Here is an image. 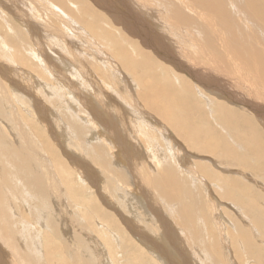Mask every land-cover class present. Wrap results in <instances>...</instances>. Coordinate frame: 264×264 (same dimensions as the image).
<instances>
[{"label": "rangeland", "instance_id": "1", "mask_svg": "<svg viewBox=\"0 0 264 264\" xmlns=\"http://www.w3.org/2000/svg\"><path fill=\"white\" fill-rule=\"evenodd\" d=\"M261 14L264 0H0V139L35 167L0 169L17 233L0 264L30 247L38 264H264V154L244 136L264 134Z\"/></svg>", "mask_w": 264, "mask_h": 264}, {"label": "bare ground", "instance_id": "2", "mask_svg": "<svg viewBox=\"0 0 264 264\" xmlns=\"http://www.w3.org/2000/svg\"><path fill=\"white\" fill-rule=\"evenodd\" d=\"M261 20H263L264 21V15L263 14H261ZM165 36V35H164ZM185 36V35H184ZM194 36V35H193ZM167 37V36H166ZM173 37V36H172ZM189 37H191V36H189ZM165 39V38H164ZM167 39V38H166ZM176 39V38H175ZM170 40V39H169ZM172 40V39H171ZM170 40V41H171ZM165 41V40H164ZM170 41H167V43L168 42H170ZM174 42H175V40H174ZM173 42V43H174ZM166 43V44H167ZM171 43V42H170ZM198 43V42H197ZM175 44H177V42H175ZM179 44V43H178ZM178 44H177V46H178ZM171 45V44H170ZM173 45V44H172ZM175 45H173V47H174ZM172 47V48H173ZM189 47V46H188ZM143 53V52H142ZM177 53V52H176ZM144 55H145V57H146V60H145V64L146 65H149L150 63H151V61H150V59H149V57H148V55L146 54V53H143ZM155 66V64H153V67ZM153 67L152 68H150V69H147V68H145V71L146 72H151L152 70H153ZM155 75H156V73H155ZM153 106H155V105H153ZM147 107H149V108H151V105L148 103V106ZM156 107V106H155ZM148 109V108H147ZM149 110V109H148ZM222 116H223V123H224V125H230V122H232V121H234L235 119H238V116H237V114H235L234 112H232V111H230V109H228V108H225V109H223L222 110ZM11 116V114H8V118ZM177 119L180 121V120H182V118H181V116H180V114H177ZM242 122H244L246 119H240ZM205 124H206V122H204ZM207 125V124H206ZM252 126H253V124H252ZM252 126H245V134H244V136H245V138L249 141V143H250V145H251V147H252V149L254 150V152L255 153H257V154H259V152H262L263 154H264V134H262V132H260L259 131V129H257V128H255L254 126L252 127ZM228 127H230V128H232L231 126H228ZM233 129V128H232ZM192 135V133L189 135V136H191ZM185 138H186V136H185ZM221 141H222V139H221ZM170 148H172V149H174V147L173 146H170ZM13 149H17V146H13ZM178 151V150H177ZM12 152V145H11V141L10 140H8V139H5V140H3V139H0V156H1V158L2 157H5L6 159H7V163L5 164V165H3L2 166V164H0V169H2V171H1V173H2V177H3V179L5 180V182H7V179H8V177L6 176V174H5V172H4V170L5 171H10L11 169L15 172V175H20V173H21V171L23 172L24 171V166L22 165V164H25V165H27V168H28V171L31 173V172H35V167L33 166V165H31V164H28V162H32V158L30 157V155L28 154V155H25V156H22V157H19V156H17V157H15V158H9L10 156H11V153ZM183 155H184V157L183 158H181V156L180 157H178V156H176V159L178 160V158H180V161H182V164H181V167H182V165L185 163V161H187L188 160V155L187 154H184V153H182ZM179 155V154H178ZM260 155V154H259ZM186 156H187V158H186ZM262 156V155H261ZM263 157V156H262ZM264 158V157H263ZM24 162V163H23ZM179 163V162H178ZM203 170H204V168H203ZM186 171H187V173H188V175H190V167H186ZM195 173V172H194ZM200 173V172H199ZM197 174V173H196ZM169 175V174H168ZM201 175V174H200ZM199 175V176H200ZM198 176V175H197ZM142 176L140 175V178H141ZM193 177H196V176H193ZM39 180V179H38ZM147 180V179H146ZM200 180V179H199ZM144 181H145V179H144ZM133 182H135V180H133ZM23 183H26V180H24V182ZM145 183V182H144ZM148 183H149V181H148ZM147 183V184H148ZM178 183V182H177ZM202 183V182H201ZM0 184H3V182L0 180ZM147 184H146V186H147ZM178 184H180V183H178ZM197 184H198V182H197ZM243 184H245V183H243ZM145 185V184H144ZM157 187L160 189V191H162V192H164V190H167L166 188H164V186L161 184V182L159 181V182H157ZM181 186V185H180ZM205 186V185H204ZM157 188V189H158ZM206 188V187H205ZM158 189V190H159ZM179 190H180V187H179V189H178V192H179ZM162 192H160L161 194H162ZM175 192V191H174ZM172 193V192H171ZM180 193V192H179ZM241 194V193H240ZM163 195H164V193H163ZM174 195H176V194H173V196H169L168 198H175L176 196H174ZM208 196V195H207ZM210 196V195H209ZM181 197V196H180ZM180 197H177V200L179 201V206H181L182 205V201H184V200H182ZM184 197V196H183ZM187 198V197H186ZM184 199V198H183ZM132 200V199H131ZM138 201V200H137ZM174 202V201H173ZM242 202V201H241ZM243 203V202H242ZM129 204V203H128ZM165 204H167V200H166V203ZM173 204V203H172ZM178 206V205H177ZM178 206V207H179ZM221 206V205H220ZM6 205H5V201L2 199V196H1V194H0V244H1V246L2 247H4L5 248V251L6 250H9L10 251V249H12L13 248V250L14 249H17L16 248V243H15V241L14 240H12V239H9L8 238V236H15L17 233H15L14 234V232H13V230H11V229H9L8 228V226H7V221H6V217H5V215H6ZM166 207L167 208H169V209H172L171 207H169L168 205H166ZM208 207V206H207ZM211 208V207H210ZM218 208V207H217ZM255 208V207H254ZM254 208L252 209V210H254ZM257 208V207H256ZM168 209V210H169ZM226 210V209H225ZM251 210V209H250ZM197 211V210H196ZM179 212H182V210H181V208L179 209ZM199 213V212H198ZM197 212H196V214H198ZM227 213V212H226ZM142 216V215H141ZM257 217H259L258 215H256ZM255 216V217H256ZM181 219V218H180ZM152 222V221H151ZM197 222V221H196ZM199 223V222H198ZM130 226H132V225H130ZM250 226V225H249ZM248 225H247V229H249L250 227H249ZM252 226V225H251ZM133 227V226H132ZM138 228V227H137ZM142 229V228H141ZM260 229V228H259ZM136 230V229H135ZM197 229H196V226H195V231H196ZM199 230V229H198ZM252 230V229H251ZM262 232L264 233V229L262 228ZM249 231H250V229H249ZM141 232V231H140ZM139 232V230H138V233H140ZM259 232V231H258ZM260 232H261V229H260ZM261 232V233H262ZM252 234V233H251ZM138 237H139V235L138 234H136ZM141 235V234H140ZM220 235H222V234H220ZM263 235V234H262ZM141 237V236H140ZM139 237V238H140ZM223 237V236H222ZM262 237V236H261ZM143 238H144V236H143ZM208 238V237H207ZM141 239H142V237H141ZM140 239V240H141ZM210 239V238H209ZM225 239V238H224ZM230 239V238H229ZM208 240V239H207ZM247 240V239H246ZM245 240V241H246ZM201 241V240H200ZM203 241V240H202ZM141 242H143L142 240H141ZM144 242H145V240H144ZM143 242V243H144ZM195 242H196V240H195ZM215 242V241H214ZM212 243V242H211ZM216 243H218V242H216ZM201 244H203V243H201ZM207 244V243H206ZM42 245H43V255L45 256V257H47V258H54L55 256H56V254H58V251H59V246H56V245H51V244H49V243H47V242H45V243H42ZM198 246V245H197ZM207 246V245H206ZM3 249V248H2ZM201 248H199V250H200ZM214 250V249H213ZM211 252H212V250H211ZM224 252V251H223ZM83 253H85V254H90V251L87 249V248H84V250H83ZM204 253V252H203ZM9 254V256L11 257V258H13V259H15V260H18V259H16V258H14L13 256H11L10 255V253H8ZM93 254V253H92ZM213 254V253H212ZM222 254V253H221ZM184 255V254H183ZM201 255V254H200ZM204 255V254H203ZM202 255V256H203ZM209 255V254H208ZM213 256V255H212ZM7 257V255L4 257V258H6ZM90 257V256H89ZM220 257V256H219ZM223 257H225V256H223ZM25 258V257H24ZM55 258H57V257H55ZM54 258V259H55ZM91 258V257H90ZM144 257H140V258H138V259H136L135 260V262H138L137 264H143V262L145 261V259H143ZM13 259H12V261H13ZM53 259V260H54ZM86 259V258H85ZM85 259H84V261H85ZM220 259H221V257H220ZM224 259V258H223ZM21 259H19L18 260V262L20 261ZM23 261H24V264H38V261H37V256H36V253L34 252V250L32 249V247H30L29 248V251H28V253H27V255H26V259L24 260L23 259ZM87 262V261H86ZM11 264H13V262H11ZM16 264V263H15ZM84 264H86V263H84ZM212 264V263H211ZM214 264V263H213ZM218 264H220V263H218Z\"/></svg>", "mask_w": 264, "mask_h": 264}]
</instances>
